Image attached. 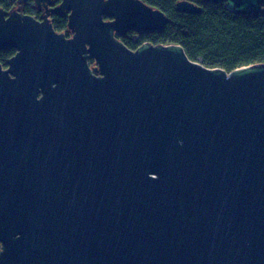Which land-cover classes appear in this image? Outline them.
<instances>
[{
    "label": "water",
    "instance_id": "obj_1",
    "mask_svg": "<svg viewBox=\"0 0 264 264\" xmlns=\"http://www.w3.org/2000/svg\"><path fill=\"white\" fill-rule=\"evenodd\" d=\"M55 1L34 0L41 20L0 8V51L17 50L0 64V264H264V63L129 49L117 34L170 22L142 0Z\"/></svg>",
    "mask_w": 264,
    "mask_h": 264
},
{
    "label": "trees",
    "instance_id": "obj_2",
    "mask_svg": "<svg viewBox=\"0 0 264 264\" xmlns=\"http://www.w3.org/2000/svg\"><path fill=\"white\" fill-rule=\"evenodd\" d=\"M19 0H0V8L9 12ZM161 10L170 22L162 31L150 34L129 32L116 37L129 49L136 50L145 43L153 45H181L192 61H201L206 67L220 68L227 72L244 66L264 63V13L244 15L227 8L226 3L194 1L201 12L188 14L177 10L180 0H142ZM26 15L37 19L42 12L34 0H27L23 8ZM54 29L69 37L68 13L51 16ZM14 50L0 53V63L5 64ZM90 60V65H93Z\"/></svg>",
    "mask_w": 264,
    "mask_h": 264
},
{
    "label": "flooded vegetation",
    "instance_id": "obj_3",
    "mask_svg": "<svg viewBox=\"0 0 264 264\" xmlns=\"http://www.w3.org/2000/svg\"><path fill=\"white\" fill-rule=\"evenodd\" d=\"M56 3L54 4V6H57L58 4H60V0L59 1H55ZM26 4H27V0H19L18 1V3H17V6L13 9V10H11V11H9V12H7V13H11L12 11H18V12H20V13H22V14H24V15H26L25 13H24V7L26 6ZM34 4H35V2H34ZM35 6H36V4H35ZM37 7V6H36ZM38 9H39V11H41L42 12V14H41V18L39 19V20H41L42 19V16H43V12H44V8H40V7H37ZM54 14H57V13H53V14H51V16L52 15H54ZM69 14V13H68ZM31 16V15H30ZM37 19V18H36ZM72 36V34L70 33L69 34V37H71ZM7 50H14V55L11 57V58H13L15 55H16V53H17V50L16 49H12V48H9V49H3V50H1L0 51V53L1 52H3V51H7ZM10 58V59H11ZM10 59H8L7 60V62L5 63V64H2V63H0L1 65H2V68L4 69V70H6L7 68H8V61L10 60ZM91 61H93L94 63H93V65H90L91 67H94L96 64H95V61L94 60H91ZM90 63V62H89ZM3 251V245H2V243H0V254H1V252Z\"/></svg>",
    "mask_w": 264,
    "mask_h": 264
}]
</instances>
